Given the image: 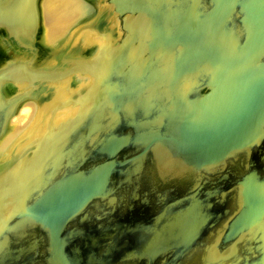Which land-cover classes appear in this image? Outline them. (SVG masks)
<instances>
[{"label": "flooded vegetation", "instance_id": "obj_1", "mask_svg": "<svg viewBox=\"0 0 264 264\" xmlns=\"http://www.w3.org/2000/svg\"><path fill=\"white\" fill-rule=\"evenodd\" d=\"M82 1L91 6L95 4V7L86 14L84 22L75 25L73 39H69L65 46V40L63 43L59 38L50 46L45 38L43 23L44 0H0V18L11 20V27L0 26V71L15 67L13 75L18 79L0 83V99L19 98L11 110L19 112L30 101L41 109L54 95L56 86L65 78H72L78 67L87 64L92 68L117 67L120 54L127 56L122 60L126 67L193 64L194 61L162 59L156 55L171 49L166 45L165 35L190 32V29L176 27L174 23L177 17H173L172 9L179 7L177 9L181 12L182 7L193 4L200 8L203 15L212 9L211 0H125L121 6L126 12L121 14L113 0ZM164 8L167 9V16L162 13ZM130 9L136 12L131 13L128 11ZM153 10L155 27L133 26L134 23L149 20L150 16H154ZM19 19L28 27L17 23ZM167 23L173 25L168 27ZM92 28L105 37L104 49L97 57L90 55L93 53V43L99 38L95 37L87 49L79 48L76 44L79 39L74 40L79 30ZM152 36L154 39L151 41ZM148 55L154 57L150 59ZM204 76L188 75L185 78L188 84L186 88L192 90L153 93L150 98L155 102L153 112L150 106L145 108L127 97L117 122L108 123L105 128V134L111 140L122 137L120 150L116 154L106 155L102 160L93 155L95 141L92 137H75L77 143L80 140V145L74 147L70 155L60 152L41 160L42 172L37 174L32 169L23 171L24 165L34 161L36 148L45 146L49 141L44 139L48 131L51 133L58 129V123L45 124L40 135L17 138L0 156V175L41 176L47 182L44 194L48 189H53L52 181L63 180L65 175L72 172L86 177L98 162L111 166L105 194L99 198V202L90 200L62 226L59 240L63 258L68 264H188L186 259L189 255H194L210 240L215 239L219 247L236 240L237 236L226 238L222 235V225L238 209L233 190L236 181L248 174L264 177V120H256L245 135L246 139L240 144L235 142L236 148L227 151L217 147L216 151H210L218 143L209 139L210 127L203 124L200 128L194 123V118L199 116L206 120L215 115V110L210 109L206 100L209 96L207 90H193ZM81 94H85L80 99L82 103L72 104L80 109L77 112L87 109L93 92L88 93L84 88ZM73 95L76 98L79 93L74 91ZM146 95L147 92H141L140 101ZM137 97L135 100H139V93ZM73 98L61 101L53 110L71 105ZM5 105L0 104V113L8 110ZM223 112L221 109L220 113ZM14 117L10 118L5 132L0 118V135H4L0 141L11 131V119ZM184 117L187 121H182ZM219 121L223 122L221 118ZM218 128L221 133V126ZM199 129H202V140L194 136ZM21 145L24 148H20ZM56 162L58 167H55ZM190 206H195L202 214V221L198 225L191 223V235L186 237L184 250L179 245L158 252L155 256L147 257L142 253L143 244L154 234L151 229L164 222L163 217L178 216ZM9 223L16 224V220ZM47 223H30L25 229L18 227L23 233L8 237L10 248L19 245L26 250L14 251L10 255L19 256L22 264H32L33 259L48 264L52 256V237L45 227ZM32 244H40L42 251L29 248L28 245Z\"/></svg>", "mask_w": 264, "mask_h": 264}, {"label": "rangeland", "instance_id": "obj_2", "mask_svg": "<svg viewBox=\"0 0 264 264\" xmlns=\"http://www.w3.org/2000/svg\"><path fill=\"white\" fill-rule=\"evenodd\" d=\"M42 6H44V4H42ZM177 8L172 9L175 15H173V17H177L174 24H177L180 29L188 27L190 32L165 35L164 39L166 45L169 47L171 46V49L162 51L161 53L159 52L156 57L162 59L170 58L179 61L187 56L193 58L200 53L198 47L201 45V37L199 36L198 30L203 22L200 8H197L193 4L189 5L187 8L185 6L182 7L181 12L178 11ZM164 9L162 13L167 16L168 14L165 13L167 9ZM154 12L153 10L152 15H154ZM154 24L155 21L150 16L149 20H146L145 23H134L133 26L154 27ZM172 25L173 23H167L168 27ZM133 38L136 39V36H133ZM153 39L152 36L151 41ZM125 57L127 56L122 54L118 55L117 60H119L120 63L117 67L108 68L101 66L94 69V73H96V82L89 85L90 88L93 87V95L91 101L86 106L87 109L77 112L76 115L58 123V125L60 124L57 126L58 129L53 132L50 133V131H48L49 133L44 139H48L49 141L46 142L45 146L40 145L36 148L34 161H32L30 165H24L23 171L32 169L34 174H37L42 172L43 166L41 160L55 153L58 155L60 152H65L70 155L74 147L80 145V140L77 143L75 137H92L93 141L96 138L99 142H95V146L101 144V147L111 146L112 142L115 141L121 144L123 140L122 137L111 140V137H107L106 134L99 137V133L96 131L102 127L106 128L108 123L112 124L117 122L119 113L123 111L125 99L127 97L143 105L145 108L150 106L151 112H153L155 102L150 100L153 93L159 91L191 90L184 87L183 84L179 85L178 82L180 77L184 75V64L177 63L173 66L138 65L126 67L122 64V60ZM153 57V55L147 56V58L150 59ZM257 66L259 67L260 64H257ZM84 67L87 69L89 67L92 68L90 64L84 65ZM261 67L262 65L259 68L262 69ZM14 70L15 67L3 69L0 71V76L11 77L15 72ZM257 80L259 82L258 84L248 87L247 93L240 94L246 96L245 98L239 101L226 102L225 105H223V110L229 113V115H226L222 119L226 129L221 133L218 131L217 135L221 136V139L217 140L218 143L216 146L211 147L210 151H216L218 149L217 147H228V145L233 144L236 140L240 144L246 139L245 135L250 132L256 120H264V78H258ZM141 92L148 93V95L144 97V100H142L143 102L140 101ZM137 93H139V100H135L138 98ZM256 101L257 104H255ZM7 102L8 101L4 97H1V105H5ZM27 104L29 103H25L23 106ZM218 104L219 102H209V107L210 109L218 108ZM255 106L256 112L254 111ZM161 108L163 109V107ZM196 111L197 110H194L193 112ZM109 118L112 119L109 120ZM215 120L219 121L218 118ZM182 121L187 120L184 117ZM194 121L202 128V121L205 120L199 116L198 118H194ZM11 132L12 129L6 134L5 138L9 136ZM194 136L202 140V129H199V132L195 133ZM151 138L154 139L155 137L152 135ZM219 140L221 141L219 142ZM55 167H58L57 162ZM101 167L106 168L105 165H94L93 171L86 177L83 175L79 176V173L74 174L72 172L71 174L65 175L63 180L52 181L51 184L53 189H48L52 194L50 197H48V191L46 194L43 193L47 182H45L46 179L41 176L35 178L32 176L6 177L0 175V205L12 204L11 211L8 212L7 215L1 217L2 221L6 223L5 221L7 220H16V224L18 223L23 226L41 221L42 219H45L48 223L53 221L58 215L54 216V214H51L52 211L48 210V213L46 212V214L42 216V211L38 213L40 207H42L41 205H46L47 203H49V205H57L59 201H69L74 198L73 195H75L80 188L81 190L85 189L88 194H92L93 179L100 173V170H103ZM95 170H98V173H96ZM236 187L234 197L238 209L234 211V215L230 219L223 223L222 235L229 238L231 235H238V233L245 231L247 235L244 237V240L240 241L244 236V234L241 233V238L224 244L223 248H219L218 244L215 243V239L210 240L204 247L196 251L194 255H189L186 259L188 264H238L241 257H244L246 253L252 251H255V253L260 251L255 255L264 258V177L254 174L245 175L244 178L238 180ZM2 214L3 213L0 212V215ZM163 218H165L164 222H160V225L151 229L154 233L153 236L143 244L142 253L147 257L155 256L158 252H163L171 247L179 245H181L184 250L185 244L187 243L186 237L191 235V223L198 225L202 221V214L198 213L195 206H190L178 216L167 215ZM254 224H256V226L247 231V228ZM196 230L195 226L194 231ZM239 241L241 243L238 246L237 243ZM56 257L57 256L54 255V259H56Z\"/></svg>", "mask_w": 264, "mask_h": 264}, {"label": "water", "instance_id": "obj_3", "mask_svg": "<svg viewBox=\"0 0 264 264\" xmlns=\"http://www.w3.org/2000/svg\"><path fill=\"white\" fill-rule=\"evenodd\" d=\"M113 1L117 7L119 6V12L124 14L126 11L122 10L121 5L125 0ZM210 4L212 9H210L208 13L202 14L201 17L203 22L198 30L199 36L201 37V45L198 47L200 53L193 58L187 56L182 60L184 62H194L193 64H184V75L180 77L178 82H183V86L187 87L188 84H186L184 80L188 75H198L199 77L205 75L203 81L193 90L202 91L206 89L209 94L206 98L207 102H219L218 108H213L215 109V115L202 121V124L209 126L211 129L209 139L217 142L218 139H221V137L217 135L218 126H221L222 132H224L226 128L224 126L225 123H223L224 121H216L215 119H223L226 115H229V113L225 111L220 113V110L224 109L223 105H225L226 102L239 101L245 98L246 96L240 94L247 93L248 87L258 84V78H264V0H211ZM128 11L131 13L136 12L131 9ZM151 18H153L154 21L156 20L155 16H151ZM21 20L22 19L17 20V23L27 26L23 24L24 22ZM10 23V19L5 17L0 18V26L9 28L11 27ZM176 27H178L177 24ZM183 29L186 30L189 28L185 27ZM257 64H260V66L262 65V69H260V66L258 67ZM249 78L255 80H250ZM16 79L14 75L11 77L0 76V83L10 80L16 81ZM181 84L179 83V85ZM9 99L10 100H7L8 102L4 106L9 112L7 113V111L5 112L4 110L1 112L2 114L0 113L2 130L4 129V132L6 126H8L10 122V118L18 113L17 110H11V106L13 107L14 103L17 102L19 98L13 99L12 97ZM255 104H257V101ZM255 109L256 106L254 107V110ZM194 123L197 122L194 121ZM96 132L99 133V137L104 136L106 133L103 127ZM2 135H0V137ZM94 141L99 142L96 138ZM95 142L93 143L95 150L93 155L101 160L106 155L116 154L121 146V144L116 141L112 142L111 146L106 147H101V144L95 146ZM235 142L228 145V147L224 146L222 148L227 151H229V149H234L236 148ZM99 165H105L106 168L101 167L103 170H100V173L93 179L92 194H88L85 189L81 190L80 188V190L78 189L79 191L73 195L74 198L69 201H59L57 205H49V203L41 205V210L39 209L38 213L42 211V216H44L46 212L48 213V210H51V214H54V216L58 215L53 221L49 222L50 224H45L46 229L50 230L49 232L52 237L50 243V252H52V256L49 258L48 264H68L63 258L60 246L61 242L59 240V234L63 224L71 220L72 217L76 215V212L90 200L93 199V202L98 203L99 198L105 194L106 179L110 172L109 167L111 166L106 163L99 164L98 162L97 166ZM96 173H98V170ZM236 182H238V180ZM236 188L235 183L233 190L235 191ZM51 195L50 192L48 197ZM10 205L12 204L0 205V212L3 213L0 215V264H22L19 256L13 257L10 253L14 251L25 252L26 248L16 245V248L11 249V243L8 237L11 235H22L23 232L20 231V228L23 227L25 229L26 227L18 223L10 224L8 220L4 223L1 218L11 211L12 207L10 209ZM43 207L46 208L43 209ZM42 221L46 220L42 219L38 221V223H42ZM254 226H256V224L249 226L247 231ZM241 233L244 234L243 238H241ZM246 235L247 233L242 231L238 233V235H231V237L237 236L236 239L241 238V241L244 240ZM240 241L237 243L238 246L241 243ZM28 247L37 250V252L42 251L40 244H32L28 245ZM256 253L255 251L246 253L244 257L240 258L238 264H264V258L255 255ZM54 255L57 256L56 259H54ZM42 262L43 260L33 259L32 264H42Z\"/></svg>", "mask_w": 264, "mask_h": 264}, {"label": "bare ground", "instance_id": "obj_4", "mask_svg": "<svg viewBox=\"0 0 264 264\" xmlns=\"http://www.w3.org/2000/svg\"><path fill=\"white\" fill-rule=\"evenodd\" d=\"M44 1H45L44 2L45 13H44L43 23L45 29V38L47 40V43L50 44V46H52L55 43V41H57L59 38H62L63 43L65 40L64 45L66 46L68 40L74 37L75 34L74 31L76 29L75 25L76 26L80 25L78 24V22L79 23H82V21L84 22L86 14L92 11V7L93 9L95 7V4L94 6H91V4H87L86 2L84 3L82 0H44ZM98 9L99 11L101 10V8ZM89 26H93V25H89ZM95 37L99 38V40L98 41L95 40V42L93 43L94 45L93 53L90 56L93 55V57L94 56L97 57L99 53L102 51V49H104L103 47L105 41V37L103 36V33H101L99 30L96 31L94 29L93 30L81 29L78 31L74 40L79 39V41H77L76 43L79 48L87 49L90 47L89 44ZM81 53L83 54V52ZM95 68L89 67L87 69L84 66L78 67V70L74 73L72 78L67 77L62 81V83L56 86L57 88L54 91V95H52L50 100L45 105H43L41 109H38L36 103L31 101L30 103L28 102L29 104L23 106L19 111L18 115H16L14 118L11 119L12 132L4 140L0 141V156L5 154L4 151L6 150V148H8L11 145V143L14 142L17 138L18 139L30 138L34 134L35 136L40 135L43 131L42 127L45 124L47 126L48 125L50 126L53 125L54 123L63 122L67 120L69 117L74 116L77 113V111L80 109H78L77 105L72 106V104L77 102L82 103L80 99L85 96V94L80 95V91H83L84 88H86V91L88 93L90 91L92 92L93 90V87L90 88L89 85L91 83L94 84L96 82L95 80L96 73H94ZM74 91L75 93H79V95L76 98H73ZM68 98L69 99L73 98L71 105L66 104L64 105V107L62 106L59 109L56 108V110L54 108L53 110L54 106H56L61 101L64 100L66 101ZM22 147L24 148V145H21L20 148Z\"/></svg>", "mask_w": 264, "mask_h": 264}]
</instances>
